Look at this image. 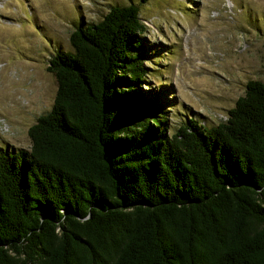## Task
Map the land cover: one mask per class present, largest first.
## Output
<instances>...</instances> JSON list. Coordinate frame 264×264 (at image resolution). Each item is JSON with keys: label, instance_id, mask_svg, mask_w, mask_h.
Returning <instances> with one entry per match:
<instances>
[{"label": "trees", "instance_id": "trees-1", "mask_svg": "<svg viewBox=\"0 0 264 264\" xmlns=\"http://www.w3.org/2000/svg\"><path fill=\"white\" fill-rule=\"evenodd\" d=\"M145 30L111 5L49 58L51 109L0 152V264H264V84L170 133Z\"/></svg>", "mask_w": 264, "mask_h": 264}, {"label": "rangeland", "instance_id": "rangeland-1", "mask_svg": "<svg viewBox=\"0 0 264 264\" xmlns=\"http://www.w3.org/2000/svg\"><path fill=\"white\" fill-rule=\"evenodd\" d=\"M131 2L146 26L143 88L164 104L170 133L189 118L224 122L247 81L264 84V0H0V152L29 148L57 88L48 60L71 50V31Z\"/></svg>", "mask_w": 264, "mask_h": 264}]
</instances>
